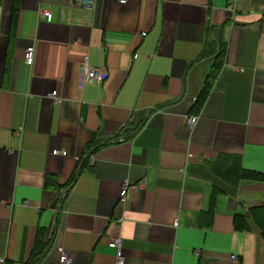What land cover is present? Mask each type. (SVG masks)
Masks as SVG:
<instances>
[{
	"label": "crops",
	"instance_id": "0c3cea01",
	"mask_svg": "<svg viewBox=\"0 0 264 264\" xmlns=\"http://www.w3.org/2000/svg\"><path fill=\"white\" fill-rule=\"evenodd\" d=\"M243 169L264 171V0H0V264H117L118 237L126 264H264Z\"/></svg>",
	"mask_w": 264,
	"mask_h": 264
},
{
	"label": "built area",
	"instance_id": "2783aa9c",
	"mask_svg": "<svg viewBox=\"0 0 264 264\" xmlns=\"http://www.w3.org/2000/svg\"><path fill=\"white\" fill-rule=\"evenodd\" d=\"M81 5L88 8H95L97 5V0H77ZM126 2L128 0H121ZM45 16L52 20L53 13L51 10H44ZM26 58L28 63L32 64L35 59V46H30L27 50ZM108 77V72L103 67H99L90 63L88 58H86L81 65V80L82 82H92L98 81L102 83ZM57 92H54L53 95L57 97ZM58 98V97H57ZM198 122V116H193L190 118V126L193 128ZM55 154L67 155L68 150L66 149H55L53 151ZM127 184V183H126ZM145 183H141V186ZM127 188V185H126ZM110 246L117 250L118 262L117 264H126V257L123 251V239L121 237L115 238L110 242ZM74 262V257L65 249L62 250L60 264H72Z\"/></svg>",
	"mask_w": 264,
	"mask_h": 264
},
{
	"label": "trees",
	"instance_id": "16d2710c",
	"mask_svg": "<svg viewBox=\"0 0 264 264\" xmlns=\"http://www.w3.org/2000/svg\"><path fill=\"white\" fill-rule=\"evenodd\" d=\"M239 172H240V177H243V178H246L252 181L264 182V171L243 169L242 172L240 170ZM211 212L213 213V210ZM252 216L264 234V206L252 208ZM236 227L240 230L247 229L250 227L245 214L237 215Z\"/></svg>",
	"mask_w": 264,
	"mask_h": 264
}]
</instances>
